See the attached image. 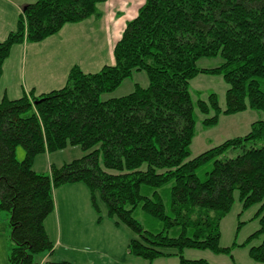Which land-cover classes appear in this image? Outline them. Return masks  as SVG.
Masks as SVG:
<instances>
[{"label": "trees", "instance_id": "1", "mask_svg": "<svg viewBox=\"0 0 264 264\" xmlns=\"http://www.w3.org/2000/svg\"><path fill=\"white\" fill-rule=\"evenodd\" d=\"M106 1L26 4L0 41V77L14 45L39 43L66 24L97 17V5ZM112 53L113 64L96 72L71 67L58 89L0 99V212L8 214L11 264H40L36 255L53 253L44 222L54 210L53 191L66 184H84L99 212L97 193L106 215L136 234L128 244L133 257L152 261L175 249L179 264H208L185 259L184 249L230 252L219 246V225L235 192L243 209L264 198V118L245 135L190 158L195 117L188 90L199 73L221 76L227 85L223 109L214 93L196 101L206 128L221 114L249 109L264 115V0H144ZM201 58H219L220 64L199 68ZM138 71L146 86L136 83L123 96L100 100ZM68 146L83 154L50 165L48 173L32 169L37 155ZM136 208L157 226L154 231L132 217ZM262 235L264 216L240 246ZM248 256L264 264V239L249 246ZM41 264L76 263L50 257Z\"/></svg>", "mask_w": 264, "mask_h": 264}, {"label": "rangeland", "instance_id": "2", "mask_svg": "<svg viewBox=\"0 0 264 264\" xmlns=\"http://www.w3.org/2000/svg\"><path fill=\"white\" fill-rule=\"evenodd\" d=\"M13 1L30 3L35 0ZM131 2L133 0H108L106 5L110 11H114L119 16L122 11H128L127 8L130 7L132 8L130 11L137 12L144 0H134V4ZM106 5L99 4L97 10L103 9ZM10 9L9 1L0 0V11H10ZM122 18L123 20L125 18L124 22L127 21L124 15ZM93 31L91 30V33ZM120 35L121 33H119V37ZM109 37H114V28H111L108 37H106V42L110 41ZM106 50L107 47L105 52ZM106 57L105 54L104 59ZM219 64V58H201L197 61L199 68H213ZM136 83L140 86L147 85L144 72H132V75L125 79L116 90L100 95V100L123 96L131 92ZM226 88L227 85L221 76L199 73L189 81L188 90L195 117V135L190 144V158L196 157L226 139L245 135L250 130L252 122L264 118L263 113L248 109L233 115L221 114L215 126L208 128L202 126L201 121L205 116L198 111L196 101H206L208 95L214 93L217 96L219 107L223 109L225 107L224 94ZM82 154L77 146H68L48 155L39 154L35 158L36 161L33 162L32 169L37 173H43L49 163L60 166L79 158ZM15 158L18 161L24 158V150L21 146L16 148ZM90 197L89 190L82 183L66 184L53 191L54 210L44 222L45 231L56 248L53 258L69 259L71 263L76 264H179L177 256L173 254L176 253L175 249H164V251L171 253L170 256H160L152 261L136 258L129 254L128 244L137 238L136 234L123 223L116 222V217L106 215V208L97 193L95 194V202L99 212H96L91 205ZM233 199L234 202L229 213L222 218L219 225V246L231 248L230 252L228 254H214L208 250L184 249L182 255L185 259H203L208 264H261L249 258L248 248L258 245L264 239V235L253 240L249 246L241 247L240 245L260 228V220L264 216V198L260 203L247 209L242 208L236 192ZM132 217L144 229L154 231L157 228L153 221L139 208L134 210ZM8 221V214L1 211L0 264H11L9 255L12 244L9 238ZM233 243L235 244L234 247H232ZM44 254L36 255V262L40 263L39 261Z\"/></svg>", "mask_w": 264, "mask_h": 264}, {"label": "crops", "instance_id": "3", "mask_svg": "<svg viewBox=\"0 0 264 264\" xmlns=\"http://www.w3.org/2000/svg\"><path fill=\"white\" fill-rule=\"evenodd\" d=\"M7 1L11 9L0 11V41L4 40L7 34L14 29L19 13L29 3ZM107 2L108 0L101 4L106 5ZM131 3L134 4V0ZM131 9L130 7L127 8L128 11H117L122 13L117 16L106 5L98 10L99 16H93L75 24H66L57 34L39 43L24 42L14 45L2 66L0 99L2 97L17 99L28 94L29 91L38 95L58 89L64 85L67 73L73 66H78L83 72L92 73L104 65H112L114 62L113 45L125 23L129 21L128 19L131 20L138 12L130 11ZM123 15L127 19L126 22H124L125 18L124 20L122 18ZM111 28H114V37H109L110 41L106 42ZM91 30L94 31L91 33ZM105 54L106 59H104ZM48 154L52 153L41 155ZM50 165L49 163L43 173H48ZM53 249L51 255L45 253L39 262L42 263L50 257L60 260L53 258L56 251L55 245ZM65 260L71 262L69 259Z\"/></svg>", "mask_w": 264, "mask_h": 264}]
</instances>
